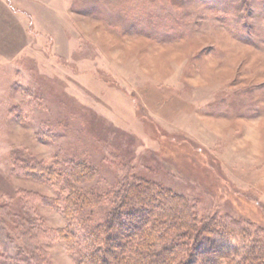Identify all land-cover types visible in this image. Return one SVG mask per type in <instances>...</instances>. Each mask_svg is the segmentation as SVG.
Returning <instances> with one entry per match:
<instances>
[{
	"label": "rangeland",
	"instance_id": "rangeland-1",
	"mask_svg": "<svg viewBox=\"0 0 264 264\" xmlns=\"http://www.w3.org/2000/svg\"><path fill=\"white\" fill-rule=\"evenodd\" d=\"M176 1L0 0V264L81 252L28 158L84 159L79 186L100 192L133 169L201 218L264 230V0Z\"/></svg>",
	"mask_w": 264,
	"mask_h": 264
},
{
	"label": "trees",
	"instance_id": "trees-1",
	"mask_svg": "<svg viewBox=\"0 0 264 264\" xmlns=\"http://www.w3.org/2000/svg\"><path fill=\"white\" fill-rule=\"evenodd\" d=\"M179 1L183 5L185 0L172 4ZM245 26L235 31L244 40ZM25 162L28 176L46 175L41 180L56 188L58 197L45 202L68 221L60 234L73 249L80 247L75 264H264L261 227L246 222L247 229L257 230L253 238L239 222L228 223L217 215L201 218L183 197L133 169L123 175L119 188L100 192L79 186L95 175L94 166L84 159L74 157L66 163L68 169L55 171L50 166L33 168L29 158ZM30 200L22 203L32 210Z\"/></svg>",
	"mask_w": 264,
	"mask_h": 264
}]
</instances>
